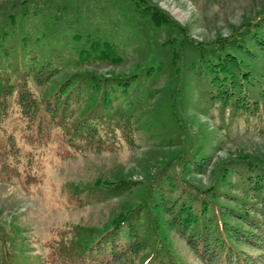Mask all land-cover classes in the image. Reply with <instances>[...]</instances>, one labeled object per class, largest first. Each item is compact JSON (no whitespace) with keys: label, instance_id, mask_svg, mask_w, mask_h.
Returning a JSON list of instances; mask_svg holds the SVG:
<instances>
[{"label":"rangeland","instance_id":"rangeland-1","mask_svg":"<svg viewBox=\"0 0 264 264\" xmlns=\"http://www.w3.org/2000/svg\"><path fill=\"white\" fill-rule=\"evenodd\" d=\"M21 1L0 0V36L6 34L7 43L0 51V71L19 91H32L42 107L37 119L46 115L44 102L62 82L77 76L73 89L79 88L66 119L56 116L64 123L50 130L45 145L25 140L22 112L12 99L6 128L18 130L25 155H35V184L0 178V264H76L94 245L109 250L97 243L132 213L135 225L128 220L107 238L133 248L116 264H204L168 213L178 212L191 197L187 183L210 190L200 196L208 202L206 216L224 213L226 225L250 231L230 210L258 207L247 190L242 161L264 168V53L239 54L261 78L255 108L244 111L220 99L205 77L196 75L195 46H214L258 23L264 19V0H143L186 30L192 43L179 28L141 19L128 0H35V17H21ZM57 6L68 11L60 13ZM9 14L17 16V25L7 20ZM76 34L108 42L111 53L81 58L83 43L73 41ZM27 35L33 37L25 43ZM32 58L51 63L58 73L47 83L38 80L40 68ZM148 65L150 77L141 73ZM134 74L140 78L124 93L116 79ZM97 80H108L101 86L109 90L108 109L98 106ZM247 215L251 222L262 219L252 211ZM237 247L260 254L247 243Z\"/></svg>","mask_w":264,"mask_h":264},{"label":"trees","instance_id":"trees-1","mask_svg":"<svg viewBox=\"0 0 264 264\" xmlns=\"http://www.w3.org/2000/svg\"><path fill=\"white\" fill-rule=\"evenodd\" d=\"M128 1L135 5L137 15H140L139 17L141 19L151 17L155 25L168 26L176 29L179 28L180 32L185 36L186 30L181 28V26L171 20L157 7L150 6L143 0ZM35 3L38 2L35 0H22L20 8L24 12V15H21V17L29 15L35 17ZM46 6L47 4L44 5V8L49 10ZM56 10L60 13H64L68 11V7L65 6L60 8L57 6ZM16 17L17 16L9 14L7 20L17 25L18 21ZM261 20L249 26L235 38L219 40L217 44L210 47L195 46L198 52V59L196 65H194V72L196 71V75L205 77L212 91H216L220 99H224L228 104H233L238 110H253L252 108L256 106L253 95L254 90L260 87L261 78L259 79V76L254 74L251 69L247 67L249 64L244 62L243 59L239 57V54H245L251 58H255V56L259 57L260 55L258 51L264 53V33L260 32L264 28V19ZM5 37L6 34L0 36V51L6 47L7 43H5ZM32 37V35H27L23 40L27 43L31 41ZM184 40L192 43L187 37ZM73 41L76 43H83V50L79 51L81 58L90 56L95 51H99L101 54L106 55L111 53L109 51L110 44L108 42H105L104 45L98 42L95 43L88 35L83 36L76 34ZM14 48L15 50L18 49V47H12V50H14ZM19 52H22V49H19ZM6 54L9 53L6 51ZM30 63L40 68V72H37L36 77L40 81L43 80L42 82L44 83H47L52 76L59 71L56 67L54 68L51 63L41 65L37 58H32ZM152 69L153 66L148 65L141 73L144 72L143 76L150 77L153 73ZM140 75L141 74H134L125 79H116L117 81L115 84L122 88L124 93H127L130 89V85L134 81L137 82ZM28 76H30V74L26 71V76L24 77L28 79ZM76 77L77 76H73L65 80L51 93L44 102L47 108L46 115H41L40 118L37 119L39 109L42 107L38 105L32 91L29 89L25 91L22 90L26 88V86L20 88L22 91H19L18 85L13 82L12 77L10 75L6 76L0 71V178L3 179L4 176L17 179L23 178L26 185L35 184V155L32 153L25 155L23 150L18 146L16 135L18 130L11 132L8 130L9 124L7 125V122L12 114V99L14 104L19 105L22 112L23 120L21 121L20 130L26 133L24 134L25 140H27L30 145H45L50 141V130L53 128H61L64 123L63 117L59 120L56 116L62 113L66 119V113L71 107L70 100L75 90L79 88V85H77L76 89H73V83ZM91 78V81H95L93 77ZM107 81L102 83L100 80H97L93 85L94 90L101 89V86L107 84ZM185 86L183 82L180 84V92L182 91V94V89H185ZM16 91L19 92L18 97H14L17 93ZM108 92L109 90H107L105 85L100 93L101 98L98 106H103L105 109H108L109 107L107 105L108 103L110 104V102H108ZM172 114L176 116V112L173 110ZM242 162L248 168L246 176L247 190L252 194V199L258 207L253 208L254 210L245 207L244 210L241 209L240 212L230 210V213L233 217L243 222L250 231H248V229L246 230V227L226 225V223L222 221V218H225L224 213L217 212V219L206 216L208 213V202L200 196L208 195L210 190L204 191L189 183L187 184L191 186V190H193L190 194L191 197L182 203L178 212H168L172 216V226L176 228L181 237H187L189 246L192 247L204 264H264V168L255 162ZM240 163L241 162H238L236 164ZM22 167H24V169L21 170ZM186 187L187 186H185V188ZM251 211L258 214L262 219L251 222L250 217L247 215ZM133 216L134 214L132 213L130 216L123 218L110 231L103 235V243L101 240L100 243H97L99 246L100 244L101 246L104 245L105 248H109V250L103 252L98 251L100 249H94L96 246L94 245L82 255L83 257L79 259L76 264H102L103 262L104 264H116L121 254H124L126 251L131 253L133 248H125L121 243H114V237L110 240L107 238L110 233L119 232L122 226L125 225L128 220H131ZM205 216L209 221L205 220ZM131 222H133L131 223L132 225H135L133 219ZM241 243H247L250 246L253 245L260 254L254 257L253 255L244 253V250H239L237 247V245ZM105 261H107V263H105Z\"/></svg>","mask_w":264,"mask_h":264}]
</instances>
